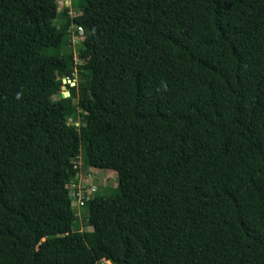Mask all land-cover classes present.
<instances>
[{
  "label": "trees",
  "instance_id": "16d2710c",
  "mask_svg": "<svg viewBox=\"0 0 264 264\" xmlns=\"http://www.w3.org/2000/svg\"><path fill=\"white\" fill-rule=\"evenodd\" d=\"M72 1L0 0V264H264V0Z\"/></svg>",
  "mask_w": 264,
  "mask_h": 264
},
{
  "label": "rangeland",
  "instance_id": "374dc122",
  "mask_svg": "<svg viewBox=\"0 0 264 264\" xmlns=\"http://www.w3.org/2000/svg\"><path fill=\"white\" fill-rule=\"evenodd\" d=\"M59 8L56 12V16L59 17L61 13H63L66 9H71V14L73 16H76L78 14L77 9L73 6V1L72 0H59ZM85 37H77L74 36L73 41H74V48L75 51L78 50V45L79 42H84ZM77 60H78V55H76ZM80 63V61H78ZM80 75H77V80L75 82H71L73 86L76 84L80 83ZM68 90L64 86L63 87V95L67 94ZM58 98V97H57ZM80 166H83L82 163H79ZM79 183L82 186H87V187H95L97 189V193H100L105 196H110L112 195L115 190L117 189L119 185V176L118 173L115 171H108V170H100V169H95V168H88L86 170H83L79 177H78ZM76 187V186H75ZM74 189V187H73ZM96 193V194H97ZM77 205V203H76ZM77 207L81 209L78 205ZM88 213V211L84 210H78V219L82 223V230H91V228L88 227V222L87 219L85 218V215ZM87 217V216H86ZM101 264H112L109 261H103Z\"/></svg>",
  "mask_w": 264,
  "mask_h": 264
},
{
  "label": "built area",
  "instance_id": "2783aa9c",
  "mask_svg": "<svg viewBox=\"0 0 264 264\" xmlns=\"http://www.w3.org/2000/svg\"><path fill=\"white\" fill-rule=\"evenodd\" d=\"M79 33H80L81 37H84V30H83V28H80L79 29ZM75 186L76 185H74V189H78L79 192L75 193L74 194V197L77 200V205L79 207H82L84 205V203H85V199H88V197H85V195H84V192H85L84 189H86L88 187L86 185L85 186H82L81 185L79 187H77V186L75 187ZM90 191L94 195L97 192V189L95 187H93V188L91 187Z\"/></svg>",
  "mask_w": 264,
  "mask_h": 264
},
{
  "label": "water",
  "instance_id": "95a60500",
  "mask_svg": "<svg viewBox=\"0 0 264 264\" xmlns=\"http://www.w3.org/2000/svg\"><path fill=\"white\" fill-rule=\"evenodd\" d=\"M64 82L67 84V83H69V81L68 80H64ZM69 96H71V94H70V92L68 91V93L67 94H64L63 95V97H69Z\"/></svg>",
  "mask_w": 264,
  "mask_h": 264
},
{
  "label": "clouds",
  "instance_id": "9594fccd",
  "mask_svg": "<svg viewBox=\"0 0 264 264\" xmlns=\"http://www.w3.org/2000/svg\"><path fill=\"white\" fill-rule=\"evenodd\" d=\"M83 38V37H82Z\"/></svg>",
  "mask_w": 264,
  "mask_h": 264
}]
</instances>
